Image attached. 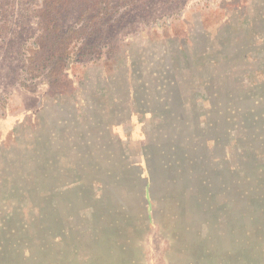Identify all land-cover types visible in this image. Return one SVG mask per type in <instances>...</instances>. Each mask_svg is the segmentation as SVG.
Instances as JSON below:
<instances>
[{"label":"rangeland","instance_id":"374dc122","mask_svg":"<svg viewBox=\"0 0 264 264\" xmlns=\"http://www.w3.org/2000/svg\"><path fill=\"white\" fill-rule=\"evenodd\" d=\"M0 264H264V0H0Z\"/></svg>","mask_w":264,"mask_h":264}]
</instances>
